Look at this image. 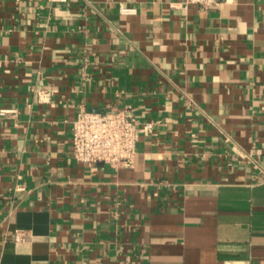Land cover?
<instances>
[{"label": "crops", "instance_id": "obj_1", "mask_svg": "<svg viewBox=\"0 0 264 264\" xmlns=\"http://www.w3.org/2000/svg\"><path fill=\"white\" fill-rule=\"evenodd\" d=\"M111 109L133 164L77 161ZM0 264H264V0H0Z\"/></svg>", "mask_w": 264, "mask_h": 264}, {"label": "built area", "instance_id": "obj_2", "mask_svg": "<svg viewBox=\"0 0 264 264\" xmlns=\"http://www.w3.org/2000/svg\"><path fill=\"white\" fill-rule=\"evenodd\" d=\"M59 1V0H51ZM229 0H184V7L198 5L209 8ZM122 12L132 9L122 8ZM6 110H2L3 113ZM155 128L154 122H141L124 109L105 112H79L72 127V153L83 163L103 162L113 167L133 164L139 137L149 134ZM26 232L18 230L16 240H25Z\"/></svg>", "mask_w": 264, "mask_h": 264}]
</instances>
